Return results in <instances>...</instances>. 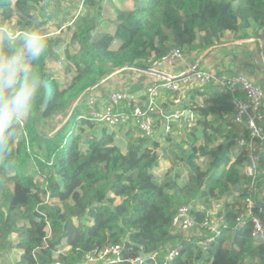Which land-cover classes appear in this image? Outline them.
I'll list each match as a JSON object with an SVG mask.
<instances>
[{"label":"trees","instance_id":"obj_1","mask_svg":"<svg viewBox=\"0 0 264 264\" xmlns=\"http://www.w3.org/2000/svg\"><path fill=\"white\" fill-rule=\"evenodd\" d=\"M39 1L0 0V19L8 20L15 14L19 28H31V11ZM132 1L131 10L117 11L113 33L96 36V12L74 18L70 47L63 50L69 77L63 88L46 67L47 59L60 56L53 39L47 38L46 53L33 65L38 78L49 83L51 94L46 109L41 111L44 88H40L13 144L11 167L0 156V258L4 252L18 248L20 264H80L90 251L122 244V257L116 264H137L141 254L138 264H157L164 245L175 239L171 225L179 205L200 203L203 209L195 214L202 218L213 201L233 189L236 197L223 201L224 218L232 224L243 209L238 200L251 194L250 178L242 172L248 161L246 151L230 153L240 133L233 121L230 91L214 85L203 87L201 92L187 89L181 106L194 112L195 126L191 130L182 119L179 129L175 127L176 131L159 141L140 136L137 127L130 124L124 136L125 150L114 141L116 134L111 128L81 118L86 109L84 96L76 101L116 69L148 68L146 60L153 53L159 57L173 48L182 53L206 50L226 31L251 28L255 34L264 32V0ZM86 2L97 7L95 0ZM163 95L167 101L161 103L162 108L173 110L172 92L164 91ZM235 95L241 96L238 92ZM51 120L55 123L50 129L55 133L50 136L42 133L39 125L44 128ZM161 122L156 120V129L160 130ZM181 128L185 138L181 136L178 143H173ZM133 129L138 132L136 137ZM198 135L206 145L197 149L192 143ZM216 135L223 141L208 147L218 139ZM163 143L164 148H171L174 159L184 164V181H180L181 172L173 165L161 181L152 175L161 153L167 152L159 149ZM188 143L189 149L182 150ZM198 151L213 155L207 169L195 162ZM251 231L249 222L241 229H223L206 254L188 243L169 264H244L254 252ZM61 245L67 246L66 251H60Z\"/></svg>","mask_w":264,"mask_h":264},{"label":"built area","instance_id":"obj_2","mask_svg":"<svg viewBox=\"0 0 264 264\" xmlns=\"http://www.w3.org/2000/svg\"><path fill=\"white\" fill-rule=\"evenodd\" d=\"M85 1L87 0H80L79 10ZM181 55L182 52L179 49L173 48L159 57L155 56L154 53L151 54L146 63L152 69H156L167 61L179 59ZM58 64H61L60 60H58ZM124 67L129 68L128 66ZM134 70L140 71L142 69L134 68ZM97 85L99 84L92 85L82 94L86 109L81 118L102 123L111 129L131 124L137 127L139 135L142 137H153L158 119L162 121L163 135L174 132L176 126L180 127L182 119H184L183 121L189 130L195 126L194 112L188 110L187 115H185L187 110L181 106L187 89L196 88L201 92L203 87L214 85L231 92L234 105L233 121L241 127L239 137L236 139V147L246 151L248 157V161L242 167V172L250 178L251 194L243 199V209L237 213L232 224H229L224 218L225 208L222 200L213 201L202 218H198L195 214V211L203 209L200 203L179 205L172 217L171 225V232L178 239L173 244L167 242L164 245L161 250V262L157 264H169L185 251L188 243L195 244L203 254H206L223 229L228 227L233 230L241 229L247 222L252 226L254 258L256 256L262 257L260 253L264 255V217L262 216L264 203H256L253 195L259 164L264 155L263 89L242 73L229 74L224 71H205L192 67L179 76H167L151 81L146 85L144 101L124 109L119 107V102L126 98L125 91H110L108 98L99 101L93 90ZM164 91L172 92L170 98L174 104L173 110H165L162 108L161 102L158 101ZM235 92L241 96L235 95ZM80 98L77 99L76 103ZM122 250V244L93 250L85 254L80 264H97L98 262L99 264H116L121 260ZM1 258L0 264H4ZM15 264L20 263L17 261ZM54 264L59 263L56 261Z\"/></svg>","mask_w":264,"mask_h":264},{"label":"crops","instance_id":"obj_3","mask_svg":"<svg viewBox=\"0 0 264 264\" xmlns=\"http://www.w3.org/2000/svg\"><path fill=\"white\" fill-rule=\"evenodd\" d=\"M95 1L97 7H93L89 2L85 1L81 10H79L80 0H41L36 6H33L31 28L39 29L46 38L54 40L55 51L60 54L57 60L64 58L63 49L70 47L69 38L76 15L86 13L93 15L96 12L98 15V24L95 29L97 36L103 32L113 33L115 31L118 10H131L133 8L132 0ZM7 21L17 31H22L18 26L16 15H13ZM57 41H60V43H57ZM62 47L64 48L62 49ZM192 67L205 71H224L229 74L242 73L264 90V32L255 34L251 28L226 31L216 44L206 50H193L182 53L179 59L167 61L156 69L151 67L140 71L134 70L136 67L116 69L93 90L99 101H104L108 98L110 91H125L127 96L119 102V107L126 109L127 106L138 105L144 101L146 85L151 81L167 76H179ZM63 78H65L64 75ZM166 101L167 97L165 95L161 97L160 95L159 102L163 104ZM159 128L160 130L156 129L153 137L158 131H160V135H163L161 126ZM237 129L239 132L241 131L240 126H237ZM55 131H50L49 135H53ZM218 139L223 141L222 138ZM253 198L258 204L264 203V155L263 160L259 164ZM19 252L20 255L21 250ZM260 254L263 258L260 256L254 258L255 253H251L250 257H248L249 259L244 260V264H264V255Z\"/></svg>","mask_w":264,"mask_h":264},{"label":"clouds","instance_id":"obj_4","mask_svg":"<svg viewBox=\"0 0 264 264\" xmlns=\"http://www.w3.org/2000/svg\"><path fill=\"white\" fill-rule=\"evenodd\" d=\"M47 38L37 28L17 31L0 19V156L13 163L14 142L39 96L41 80L33 65L47 50Z\"/></svg>","mask_w":264,"mask_h":264},{"label":"rangeland","instance_id":"obj_5","mask_svg":"<svg viewBox=\"0 0 264 264\" xmlns=\"http://www.w3.org/2000/svg\"><path fill=\"white\" fill-rule=\"evenodd\" d=\"M15 1V0H14ZM13 1V2H14ZM79 1V0H78ZM33 6H36V4H34ZM33 10V9H32ZM36 10H38V9H36ZM32 12V11H31ZM34 12V11H33ZM15 15V14H14ZM32 15V14H31ZM17 16V15H16ZM17 19H18V17H17ZM44 31H47V30H44ZM61 41H63V39H61ZM57 43H60V41H57ZM66 46H68V45H66ZM64 47H62V49H63ZM64 50V49H63ZM52 59V60H51ZM58 57H55V58H50V60H48L47 59V61H46V67L48 68V70H51V72H52V74H53V77H55L58 81H59V84H60V88H63L66 84H67V81L69 80H67V78H69V77H66V69H65V65H66V61H65V59L64 58H62V59H60V61H61V64H58ZM112 74V72L111 73H109V74H107L106 76H104V77H108V76H110ZM63 75L65 76V78H63ZM103 77V78H104ZM66 81V82H65ZM98 82V81H97ZM103 82V81H102ZM101 82V83H102ZM96 84V83H95ZM100 84V83H99ZM264 91V90H263ZM68 116L69 115H67V116H65L63 119H62V122H61V124H59V126H62L63 125V123L67 120V118H68ZM55 120V119H54ZM54 123H55V121H53V120H51V121H48L47 122V124H46V126L44 127V128H41V126L39 125V129H40V131L42 132V133H51L50 131H51V129H50V127H52L53 125H54ZM58 126V127H59ZM132 126V125H131ZM129 127V125L128 126H123V127H121V129L119 128V127H115V128H113L112 129V131L116 134L115 135V138H114V141H116L117 143H119L120 144V146H121V148L123 149V150H125V147H126V142H125V140H124V136L126 135V131L129 129L128 128ZM177 127V126H176ZM109 128V127H108ZM136 128V127H135ZM180 127H178V128H176V130L177 129H179ZM175 130V131H176ZM54 132V131H53ZM75 133H77L78 132V129L77 128H75V131H74ZM176 133V132H175ZM184 133H185V131H184V129L183 128H181L180 130H179V135H177L176 137H177V139H175L174 141H172L173 143H178L179 142V139H180V137L181 136H183L184 138H185V136H184ZM138 135V132H137V130L135 131V129H133V136L134 137H136ZM162 136L163 135H160V131H158V133L155 135V137H153V138H151V139H154V140H161V138H162ZM216 137L217 138H222L223 139V137L222 136H218V135H216ZM222 142V140L221 139H217L214 143H212V144H208V147H216L217 145H219L220 143ZM189 143L191 144L192 143V141H190L189 140ZM183 144V146H182V150H187V149H189L188 147L190 146V144ZM192 144H194L195 145V147L198 149V148H200V147H204L205 145H206V142H205V140L204 139H202L201 137H200V135H198V137L196 138L195 137V141L192 143ZM164 146H165V143H163V144H161L160 146H159V149H161V152H162V150H166L167 152H162L161 154V156H160V159H159V164H158V166L157 167H154L152 170H151V172H152V175L154 176V178L157 180V181H161V179L164 177V175H165V173H166V171L168 170V168L169 167H171L172 165V167H173V169L175 170V169H177V171H180L181 172V177H180V181H184L185 180V178H186V169H185V166H184V164L183 163H181L179 160H175L174 159V156H173V154L171 153V148L169 149V148H164ZM175 149V151L177 152V153H180V149L179 148H174ZM236 150H237V147H232L231 149H230V153H232V155L233 154H235L236 153ZM168 153H170V156H168ZM189 153V152H188ZM195 159V162L202 168V169H207L208 168V166H209V164L214 160V157H213V155H211L210 153H206V154H201V152L200 151H198L197 152V154H196V157L194 158ZM27 170H28V173L31 171V167L29 168H27ZM172 174H173V172H172ZM87 187H82L81 188V190H85ZM233 190V189H232ZM232 190H230V191H228L227 193H225L224 195H223V197H222V199H220V200H222V201H224V202H230V201H232V199L234 198V197H236V192H234V191H232ZM239 202H240V204L243 202V200L242 199H239L238 200ZM262 216L264 217V213L262 214ZM75 222H76V220H75ZM47 236H49V238H50V234H49V232H48V235ZM12 239H13V243H15L16 242V239H15V234H12ZM178 239V237L177 236H175V239H174V241H172L171 243L173 244L176 240ZM67 248V246L66 245H61V246H59V249H60V251H66L65 249ZM19 249L18 248H12V249H10L9 251H7V252H4L3 254H2V262L4 263V264H15V263H17V261L19 260V258H20V255H19ZM56 254H58V252H56ZM140 258H143V256H142V254L140 255ZM97 264H99V262L97 263Z\"/></svg>","mask_w":264,"mask_h":264},{"label":"water","instance_id":"obj_6","mask_svg":"<svg viewBox=\"0 0 264 264\" xmlns=\"http://www.w3.org/2000/svg\"><path fill=\"white\" fill-rule=\"evenodd\" d=\"M142 70H144V69H142ZM153 72H155V71H153ZM105 79H106V77L99 79V81H98L96 84L101 83V82L104 81ZM40 80H41V87L44 88V96H43V99H42V107H41V111H44V110L46 109V107H47L48 102H49V98H50L51 90H50V85H49V83H48L46 80H44V79H40ZM80 97H82V94H81ZM80 97H79V98H80ZM70 113H71V112H70ZM70 113H69V114H70ZM187 113H188V110L185 111V115H187ZM140 254H141V252H140ZM138 263H140V259L137 260V264H138Z\"/></svg>","mask_w":264,"mask_h":264}]
</instances>
